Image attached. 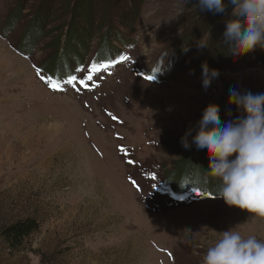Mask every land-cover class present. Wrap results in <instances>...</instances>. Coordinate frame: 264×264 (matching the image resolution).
<instances>
[{"label": "rangeland", "instance_id": "374dc122", "mask_svg": "<svg viewBox=\"0 0 264 264\" xmlns=\"http://www.w3.org/2000/svg\"><path fill=\"white\" fill-rule=\"evenodd\" d=\"M193 16L180 0H0V226L38 223L0 264H264V185L219 191L214 170L185 192L165 145L201 136V163L264 183V139L220 114L264 95V68L225 63Z\"/></svg>", "mask_w": 264, "mask_h": 264}, {"label": "trees", "instance_id": "16d2710c", "mask_svg": "<svg viewBox=\"0 0 264 264\" xmlns=\"http://www.w3.org/2000/svg\"><path fill=\"white\" fill-rule=\"evenodd\" d=\"M180 1L186 9H190V16L194 14L193 19L196 21V25L202 27L204 34L208 35L205 42H203V46L218 52L221 56L225 54L228 59L225 63L248 68H264V0ZM251 1L253 2L250 6H245L232 18L221 23V20L234 9L250 4ZM64 49H67L66 45ZM100 51L97 57L99 64L105 62L107 58V54L101 55L102 52L104 53L103 47ZM64 54L61 53L60 58L63 59ZM110 55L108 56L112 57ZM227 105L228 108H220V114L230 115L231 117L228 118H232V114L238 115L239 124L242 128L250 123V128L256 132L257 136L264 139V95L232 94ZM179 140H170L165 145H170L171 149L178 147L180 155L182 154V158L178 162L182 171L181 177L189 176L190 181V185L188 184L184 189L185 192L198 188L201 178L209 176L214 170L216 171L213 178L215 177V185H217L219 191L225 188L234 190L235 184L240 181L250 191L264 185V183L257 184L258 179L255 174L246 176L244 169L239 171L229 170L227 163L222 166L201 163L202 160L193 154L203 143L201 136L192 142L188 141L191 148L187 149L185 147L186 150L179 148L186 144L185 138ZM193 178L194 183H191ZM171 182H174V180ZM213 191L214 188L210 192L213 193ZM37 227L38 223L32 217H26L8 225L0 226V250L3 252L8 251L9 254L22 250L25 241L37 231Z\"/></svg>", "mask_w": 264, "mask_h": 264}]
</instances>
